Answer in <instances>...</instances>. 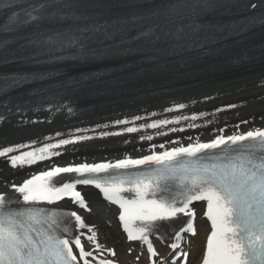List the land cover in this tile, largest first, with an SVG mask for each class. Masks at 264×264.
Instances as JSON below:
<instances>
[{
    "label": "snow or ice",
    "instance_id": "snow-or-ice-1",
    "mask_svg": "<svg viewBox=\"0 0 264 264\" xmlns=\"http://www.w3.org/2000/svg\"><path fill=\"white\" fill-rule=\"evenodd\" d=\"M98 6L97 0H0V8L11 12L8 23L0 30L14 33L11 39H0V64L15 62L35 67L19 76L3 77L7 88H0V92L34 82L42 91L43 84L50 80L65 87L103 78L104 72L91 66L110 57L140 53L141 49L133 46L137 41L147 40L176 54L194 49L210 52L213 45L223 47L226 41L246 38L254 27L264 26V12L244 15L242 19L229 18L245 9L264 8V2L137 0L131 13L112 22L100 21L99 14L92 11ZM130 31L135 35L126 39L124 34ZM184 107L178 105L179 109ZM141 118L136 116L134 120ZM3 119L0 116V121ZM180 119H161L146 127L162 128L178 124ZM137 131V127L123 129L126 133ZM89 139L92 137L63 139L35 151L13 154L30 147L16 144L0 148V158L12 169L22 168L60 155L49 149ZM56 177L59 179L54 181ZM77 185L94 186L106 201L119 207L118 218L127 240L139 241L142 250L146 248L150 264H169L151 236L161 242L171 240L167 245L172 250L171 264H186L189 253L181 244L184 234L196 235V213L191 205L197 201L207 202L204 215L211 225L200 264H264V128L219 135L210 142L197 140L163 152L152 151L141 158L55 167L19 185L12 184L11 192L18 196L0 193V264H117L113 259L100 258L105 253L115 257V250L99 242L94 226L77 211L38 207L58 205L67 198L79 209L90 211ZM21 198L28 207L20 205ZM180 217H188L181 221L182 227L170 235L162 231L174 226ZM81 237H86L87 249Z\"/></svg>",
    "mask_w": 264,
    "mask_h": 264
},
{
    "label": "bare ground",
    "instance_id": "bare-ground-1",
    "mask_svg": "<svg viewBox=\"0 0 264 264\" xmlns=\"http://www.w3.org/2000/svg\"><path fill=\"white\" fill-rule=\"evenodd\" d=\"M222 72L223 73L217 74L215 76L221 77L220 82H222V83L230 82L233 80H237L238 78H240L241 76H244V75L254 74V73H258V74L264 73V61L259 63L258 65L245 68L244 72L240 73V74H238L236 71L229 72L227 66H225V68ZM215 76H212V77H215ZM194 80H195L194 78L191 79L190 81H188L187 84H192L194 82ZM202 85L203 86L211 85V82L209 80H204ZM95 92H97V91H81L80 94L92 95ZM126 92H128V91H126ZM217 95H223V98L221 97L217 101L210 103L208 105H204L200 109H194V110L190 111L189 113H195L199 110H208V109L220 108L223 105H226V108H233V107H230L231 105H235V106L243 105L245 108H242L240 111H238L239 117H244V118H249V119L254 118V117L257 118L258 115L262 114L261 112L264 113V88H257V89H252L249 91H240L238 93H234V91H214L213 93L206 94L204 96H198V97L207 98V97H212V96H217ZM141 96H143V94L139 93V95L135 99H133V97L130 96V94H127L124 96L125 99L121 100L120 105H116V106H113L112 109L107 108V110H105V111H112L115 107H117V108H119L118 111L101 113L98 116L99 117L108 116L112 113H118L120 111H123V112L132 111L136 107L131 106L130 104L132 102L140 100ZM17 109H19V108H17ZM114 110H116V109H114ZM234 115H235V113L232 112V113L228 114L227 116L230 118ZM240 121L241 120H236L235 123H238ZM46 122H48V120ZM148 123H151V122L143 121V122H140V123L134 125L133 127H137L138 129H141V128L145 127ZM254 124H255V126L261 125L259 123V118L255 119ZM30 127H31L30 125H21L19 127H16L15 129H13L12 131L9 132L10 136H7L8 133H6V132H0V138L2 140L0 142V146L1 145L7 146V145H13V144L19 143V142H24V144H29L30 147L21 149L19 153H13V154H20V153L25 152V151H35L38 148H36L32 145V142L30 141V140H32L31 133H29L27 131ZM51 127H53L55 131H53V130L51 131L52 134L49 136L50 140L48 142L50 144H54L57 140L56 134H57V132L60 131V128L56 127L54 125H52ZM213 130L214 129H212V128L211 129H202V130L198 131L197 134H200L201 136H207ZM148 135H150V134L142 133L141 139H142V137H145ZM143 140L146 143V146L154 143V140H147V139H143ZM116 142H118V141L107 142V143L112 144V143H116ZM134 149H136V147H134L132 150H134ZM114 153H116V152H107L106 154L109 155V154H114ZM77 158H78L77 156L71 157V159H73V160H77ZM0 164L2 165L1 167H3L5 169V164H7V162L3 158H0ZM45 164H46L45 162H42L38 166H42ZM31 171H32V167H27L26 165L22 168H18L17 170L12 169L11 167L8 170H6V169L3 170L2 168H0V191L5 192L7 190V188H11L12 184H18L19 181L21 179H23ZM15 172H17V173H15ZM20 176H21L20 180H16ZM6 182H7V186H4L3 184ZM89 199L92 202V208L94 211V213L89 216L90 224L95 227V229H96L99 237L102 239L103 243L110 245V242L108 239V233L105 231V228H106L105 223L106 222L101 221V219L108 218L107 222L112 223V218L109 214H106L104 212V208H103V206H101L98 203L100 201L95 194L90 192L89 193ZM113 215H114V211H113ZM113 223H115L114 218H113ZM207 234H208V229L206 228L204 222L199 221L197 236L195 239H192L190 241V248H188L189 251L191 250V258L193 260H196L199 256V254L204 250L205 238H206ZM160 251H161L160 254L162 257H165V255L168 254V250H166L165 248H160Z\"/></svg>",
    "mask_w": 264,
    "mask_h": 264
},
{
    "label": "rangeland",
    "instance_id": "rangeland-1",
    "mask_svg": "<svg viewBox=\"0 0 264 264\" xmlns=\"http://www.w3.org/2000/svg\"><path fill=\"white\" fill-rule=\"evenodd\" d=\"M116 241H118V238H116ZM118 243V242H117Z\"/></svg>",
    "mask_w": 264,
    "mask_h": 264
}]
</instances>
